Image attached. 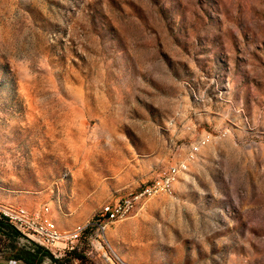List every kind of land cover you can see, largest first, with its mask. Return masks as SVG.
I'll return each mask as SVG.
<instances>
[{"label":"rangeland","instance_id":"rangeland-1","mask_svg":"<svg viewBox=\"0 0 264 264\" xmlns=\"http://www.w3.org/2000/svg\"><path fill=\"white\" fill-rule=\"evenodd\" d=\"M40 264H264V0H0V206L83 231ZM35 244L0 233V264Z\"/></svg>","mask_w":264,"mask_h":264},{"label":"built area","instance_id":"built-area-1","mask_svg":"<svg viewBox=\"0 0 264 264\" xmlns=\"http://www.w3.org/2000/svg\"><path fill=\"white\" fill-rule=\"evenodd\" d=\"M180 169L174 168L162 173L151 183L142 187L136 193L116 203L103 206L92 224H88L83 231H76L71 238L50 235L48 207L29 214H8L2 212L0 206V220L6 221L19 235L37 246L50 252L53 258L59 260L66 254L79 249L85 241L96 239L106 245L109 228L117 222L125 221L142 211V202H146L147 194L174 193V185L178 179Z\"/></svg>","mask_w":264,"mask_h":264},{"label":"trees","instance_id":"trees-1","mask_svg":"<svg viewBox=\"0 0 264 264\" xmlns=\"http://www.w3.org/2000/svg\"><path fill=\"white\" fill-rule=\"evenodd\" d=\"M0 233L7 234L10 238H16L19 233L11 227L6 221L0 220ZM45 256L51 257L55 263H60L59 260L53 258L50 252L40 246L34 245L30 249H18L17 258L25 264H40Z\"/></svg>","mask_w":264,"mask_h":264},{"label":"bare ground","instance_id":"bare-ground-1","mask_svg":"<svg viewBox=\"0 0 264 264\" xmlns=\"http://www.w3.org/2000/svg\"><path fill=\"white\" fill-rule=\"evenodd\" d=\"M162 194H169V193L147 194L146 195V199H149V198L155 197V196H159V195H162ZM2 212L8 213V214H17V213H19V214H26L23 211H16V210H11V209H2ZM73 233H75V232L66 233V232H59V231L50 229V235H57V234H59V237H63V238H71V237H73Z\"/></svg>","mask_w":264,"mask_h":264}]
</instances>
